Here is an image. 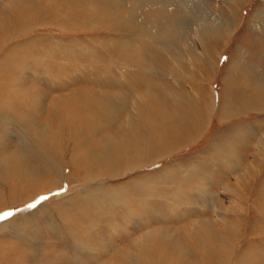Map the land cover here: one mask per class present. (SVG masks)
<instances>
[{
    "label": "bare ground",
    "instance_id": "1",
    "mask_svg": "<svg viewBox=\"0 0 264 264\" xmlns=\"http://www.w3.org/2000/svg\"><path fill=\"white\" fill-rule=\"evenodd\" d=\"M140 1L141 8L165 7L159 24L122 0H109L111 5L101 10L92 0H0V181L63 188L74 182L76 170L82 172L77 181L86 184L77 187L81 194L59 198L62 210L52 213L45 208L54 221L47 220L56 239V244L45 242L47 260L34 248L22 251L20 260L80 264L79 256H91L94 264H119L114 256L120 264H264V172L258 179L254 174L264 169V62L253 63L239 53L230 57L222 76L216 63L221 47L239 31V10L252 0H224L223 11L215 15L193 7L194 0ZM169 5L175 7L173 15ZM121 8H127V16L119 13ZM246 25L264 26L263 2ZM127 27L141 36L133 32L131 39L113 37ZM83 29L98 34L83 35ZM192 29L196 43L190 39ZM120 47H127L131 55L134 49L140 51V65L133 63L135 69L122 74L127 103L126 95L108 90L112 74L106 62ZM151 52L162 57L160 69L150 63ZM31 75L53 91L71 89L49 101L50 115L44 121L40 117L45 96L39 85L29 83L35 82ZM167 80L183 95L170 89ZM217 81L218 93L213 88ZM91 83L99 91L74 88ZM35 88L37 92H31ZM243 113L263 116L237 121ZM221 124L228 128L211 137L207 143L211 149L177 159L185 150L199 148L210 130ZM251 138L255 142L243 159L245 170L236 174ZM11 142L14 152L9 151ZM166 158L174 159L168 169L139 175L140 169ZM214 170L233 172L236 188H222L223 201L217 204L206 188L219 176ZM125 177L123 186L110 187L111 179ZM159 185L166 186L162 196ZM245 192L249 194L243 196ZM201 206L209 207L216 218L190 221L208 212ZM59 216L64 219L55 225ZM33 217L25 220L26 226L39 224L40 219ZM175 219L183 228H165ZM9 223L21 236V225ZM6 227L0 224V236L7 234ZM130 232L140 233L129 247L121 246L116 253L108 248ZM61 248L68 255L56 251Z\"/></svg>",
    "mask_w": 264,
    "mask_h": 264
},
{
    "label": "rangeland",
    "instance_id": "2",
    "mask_svg": "<svg viewBox=\"0 0 264 264\" xmlns=\"http://www.w3.org/2000/svg\"><path fill=\"white\" fill-rule=\"evenodd\" d=\"M92 1L95 3L96 8L99 9V10L103 9L104 7H106L105 5L110 6L111 3H112V2L109 3V0H108V2H107V0H105L106 2L104 0H92ZM122 1H124L126 3V5H128V6L129 5H131L133 7H135V5L138 6V7H135V8H138L137 9L138 13L141 14L143 18L151 19V21L156 22V23L158 22V24H159V22L162 21V11H164L165 7H158L157 5L148 4V5H145V7H142L143 8L142 9L141 6H140V2H141L140 0H122ZM194 1H195V3H194L195 5L193 7L206 8L207 10H209L214 15L216 13H218L219 11L221 12L222 5L224 4V2H223L224 0H194ZM182 2H183L182 5L184 4L183 6L187 5V2H185V1H182ZM189 2H190V0H189ZM262 2L264 4V0H252V1H250V3L252 5L249 4V5L246 6V8H241L239 10L240 12L238 13V15H239L240 19L238 20V23L236 25L237 28L239 27V31L231 39L229 38L227 43H225V45L221 47L222 49H220L219 52L222 53V55L219 58H216L217 59L216 63H218L220 65V71H222V72H220L221 76H222V74H224L225 67L228 64L230 57L231 56L235 57L239 53L244 54L246 59H248L249 61H251L253 63L262 64L264 62V35H263L264 34V31H263L264 30V26H262V25H259V26H256V27H251L250 26L251 28H249L246 25L248 18H250V16H251V13L253 11H255L256 10V6H258ZM168 7H169V9H168L169 14L173 15V13L175 11V7L173 5L172 6L169 5ZM242 7H243V5H242ZM158 8H160V9H158ZM126 9L127 8L118 9V10H120V12L119 11L118 12L119 13H125V15L127 16V10ZM122 11H124V12H122ZM116 25H119V23L116 24ZM119 28L116 29L115 33L118 32L117 30H120ZM253 28L256 29L255 33L251 30ZM77 29L78 28H76L75 30H77ZM257 30H259L260 32H258ZM47 31L53 32V33H58V32H56L57 30L54 29V28H52V29L51 28H47ZM83 31H84L83 35H86V34L87 35L98 34V33L91 32V31H88V30H85V29H83ZM133 32H135L136 35H140L141 36L140 33L137 34V29L133 30L132 28L127 27L126 29H123L122 31H120L121 35L120 34L116 35L117 34L116 33L113 37L116 38V39L126 38V40H127V39H129L131 37L132 34H134ZM192 34H193V29L191 30L190 39L192 40L193 43H196V41H195L194 37L192 36ZM158 35L162 36V33H158ZM168 42L172 43V40L168 41ZM238 46H241V47H238ZM223 49H225V50H223ZM173 50H174V48H173ZM222 50H223V52H222ZM133 51H134V53H133V55H131L132 53L130 54L129 50H127V47L126 48L120 47L118 49H115V51L112 52L113 54L111 53L108 56V59H107V62H106V68L108 67L109 70L111 71V74H112V76H111L112 78L110 80V85H109L108 90L112 94L116 93L117 96L121 95V94H122V96L126 95L125 97L123 96L124 99L126 100L125 101L126 103H127V89H126V85L122 84V83H124V82H122L123 81L122 80V74L125 71H127V70L131 73V71L135 69L134 66H133V63H135V65L136 64L138 65L139 63H141L139 61V59H138V55L140 56V51L137 50V49H134ZM161 58L162 57L159 54H157V53L156 54H153L152 52L149 53V61H150V63L154 67L157 66L158 69H160L162 67V63L160 62ZM103 64H105V63H102V65ZM97 66H101V65H97ZM97 68H99V67H97ZM210 70H208L209 75L211 74ZM30 78H33L35 80V82L29 81V83L30 84L34 83L36 87L39 85L40 86L39 87L40 90H42V93L45 96V101H44V105H43V108H42L43 115H42V117H40V121H44L50 115L49 109H48L49 101L53 97H56L57 94L58 95H64L65 93H67L71 89H69V87H68L67 90L64 89L62 91H53L52 89H49L47 87L42 86L41 83L36 81V78L34 77V75H31ZM165 83L168 85V87L170 89H173V90H175L178 93L180 92L183 95V92L180 91V89H178L177 87H175L171 82H169L167 80V81H165ZM94 85H95L94 83H91V84H80V85H76V87H74V88H76V90H80L82 88L83 89L86 88L85 90H87L89 92H97V91H99L97 86L96 85L94 86ZM71 88H73V87H71ZM213 88L215 89V92L218 93L219 89L221 88L220 82L217 81L216 83H214ZM108 90H106V91H108ZM120 91H122V92H120ZM31 92H37V89L35 88V90H31ZM129 98H130V95H129ZM128 100H130V99H128ZM172 108H173V112L179 113L180 110H178V108H175V106H173ZM251 112H253V111H251ZM262 113H264V112H262ZM262 113H261V115L259 113L250 114V115H247V113H243V114L240 115L241 118H239L237 121H242L244 119H247V116L253 117L254 119L257 116L262 117L263 116ZM244 116H245V118H244ZM252 119H251V121H252ZM252 122L254 123V120ZM252 122H250V123H252ZM220 126L221 127L223 126V128H221ZM220 126H218V127L215 126V128L210 130V132L207 134V137H205V139H204L205 141L203 140V142H201V145L198 146L199 148L196 147V148L191 149L189 151L187 149L181 155H179V157L176 156L177 159L178 158H189V157L191 158V156H193L195 154V152L199 151L201 148H204V147L211 149V147H208V145H207V143L211 141V137L212 136L215 137V135H214L215 133H218L219 131H225L228 128V127H225V125H222V124ZM112 128H113L114 131H117L116 129H114V127H112ZM213 131H215V132H213ZM210 133H212V134H210ZM227 133H229V132H227ZM250 141L252 143L250 142L247 145L248 149H247V147H245V149L242 150V152L245 151V153H243L242 162H244V160L248 157L249 153H251L249 151V150H252V146L250 144H253L255 142V139L251 138ZM12 144L13 143L11 142L10 146H9V151L10 152H14L15 151V148L13 147ZM219 145L222 147L223 144L220 143ZM173 160L170 161V159L166 158L165 160L161 161L162 163L159 161L157 164H151V165L145 166L144 168L140 169L142 172L139 171L140 172L139 175L142 174V173H146V172L147 173L149 172V174L150 173L157 174L158 171H161L163 168L164 169L165 168L168 169L169 167H167V166H169L170 162H172ZM166 162L168 164H165ZM40 163H42V162H40ZM241 165H242L241 168H239L238 171H236V174H242L241 172H243V170H245L244 168L246 167L247 163L244 162V164L242 163ZM260 168H261V170H260ZM260 168H258L259 172H254L255 176L258 174L257 179H258L259 176H261L260 174H262L264 172L263 171L264 169L262 167H260ZM246 170L247 171H249V170L252 171L253 169L248 167V168H246ZM69 171H70V169H69ZM74 171H76V170H73V172ZM67 172H68V169H66V173ZM73 172H72V175H73L74 182L72 181L71 183L70 182L66 183L65 185H63L64 186L63 188L49 189L50 184L45 183V182H43L41 184H34V183L32 184L31 182L23 181L24 183H26V182L27 183L25 185H22L23 182L20 183L21 181H19V180L11 181V179H9L10 182L8 180L7 181L5 180L6 182L5 181L4 182L0 181V212H3V213L13 212L14 213L12 216H10V217H8L6 219L0 220V224H2L5 227L7 226L6 227L7 234L0 236V264H27V263H23L22 257H21V260H20L19 256H20V253H22V251H24V250L25 251L32 250V248H34V250L38 249V250L42 251L41 253L45 254L47 256V257H45V259L47 260V258H48V254L47 253H49V251L46 250L45 242H48V243L52 242V243L56 244V239H55V235L52 233V230H50L51 226L48 223V221L50 219V216H49L50 213L48 214L47 213L48 211H46L45 208L47 207L50 212L53 211L52 213H55L54 209H57V210L61 209L62 210V206H61L62 205L61 204L62 200L59 201V198L62 195L64 196L66 194H69L70 198H72V196H76V194H78V192L81 194V191H77V187L80 186V184H81V186L84 187V186H86V184L82 183V182L81 183L78 182L77 179H80V177H82L81 176L82 172H79V173L77 171L74 172V173ZM214 174L215 175H219V176H220V174L223 175V178L221 176V179L223 181L219 180V176H217L215 182H213V180H211V181L209 180L210 182L207 180L208 184L206 183V188L210 189V193L213 194V196H216V197H214V199H215V203L217 204L219 201H221V202L223 201L222 193L220 192L222 188H225V187L226 188H231V189L233 188L234 190L236 188H235V184H232L233 181H232L231 177H232L233 172H230L228 170H226V171H222V170L216 171V170H214ZM127 178L128 177L119 178V179H115V180L111 179V182L109 183V185H110V187H113V188L121 187L127 182V180H128ZM123 181H125V182H123ZM13 183H14V185H13ZM239 187L241 188V186H239ZM255 187H257V185H255ZM24 188H26V189H24ZM165 188H166V186L159 185V195L160 196H162V192L165 190ZM35 192L36 193L39 192L40 194H38L36 196H31ZM244 194H246V192L242 193V195L243 196H247V194H249V192H247L246 195H244ZM252 194H253V197H254V191H253ZM30 197H31V199H30ZM202 197H204V196H202ZM248 197H249V195H248ZM62 198L63 197H61V199ZM73 198H76V197H73ZM185 203L187 204L186 201H185ZM9 205H12V206L8 207ZM29 205H34V206L29 207ZM187 205L191 206V202H190V204H187ZM41 207H43V209ZM200 208L204 209L203 206H201ZM206 209H208V210H206ZM206 209H204V210H206L208 212H206L204 216H202V217L193 216V217L190 218V221H198V220L200 221V219L203 220V221H205V220L206 221H210V220L215 219L216 217L214 215L210 214L212 212L209 210V207H206ZM138 210H140V209H138ZM29 212H30L31 215L28 214ZM45 212H46V215H44ZM21 214L25 215V217L21 216ZM27 215H29V216L27 217ZM37 216L39 218H37ZM62 216H59V217H57V219L56 218L54 219L55 220V225H58L57 223L59 221L60 222L63 221L64 218ZM32 217L33 218L36 217L35 219H37V220L40 219L39 220L40 221L39 224H36L33 227L26 226L25 220L29 219V218H32ZM211 218H213V219H211ZM16 219H18V221H16ZM13 221H15V223L21 225V227L23 228L21 236L17 235L18 231L15 232L14 229H12V227H11L12 223H9V222H13ZM51 221H53V220L50 219L49 222H51ZM172 221L174 223L171 222L169 224H166L165 228H167L170 231H176L179 228H183V227H180V226L177 225V223H176L177 219L172 220ZM153 227L158 229V228L161 227V225H154ZM28 228H29V230H28ZM179 231H181V230H179ZM138 233H140V232H138ZM138 233L134 234V233L130 232V234L127 233V235L123 236L122 238L120 236V237H118V239L116 238L115 241H112V243L109 244L108 248L113 253H116L117 250H119L121 248V246H126L127 245L129 247V245H128L129 242H131L134 239V237H136L138 235ZM182 234H184V233H182ZM21 238H22V241L25 242V244L27 243V244H30L31 246H28L27 244H26L27 246L23 245V242L20 241ZM116 245L118 247L115 250ZM56 251H58V253H60V254L68 255L66 250H64L62 248L61 249H57ZM69 257H71V255ZM73 257H77V256L75 255ZM89 257H91V256H82V257L79 256L80 264H94L93 261H91ZM113 257H112V260L114 262L120 264L121 260H119L118 257H115L113 259ZM42 258H44V256H42ZM105 258H108V257L105 256ZM49 259H50V257H49ZM28 260H29L30 264H36V262H37L36 259H32V258H28ZM37 260L38 261H42V259H37Z\"/></svg>",
    "mask_w": 264,
    "mask_h": 264
},
{
    "label": "snow or ice",
    "instance_id": "3",
    "mask_svg": "<svg viewBox=\"0 0 264 264\" xmlns=\"http://www.w3.org/2000/svg\"><path fill=\"white\" fill-rule=\"evenodd\" d=\"M34 205H29V207H32ZM14 213L13 212H7V213H3V212H0V220L2 219H6L10 216H12Z\"/></svg>",
    "mask_w": 264,
    "mask_h": 264
}]
</instances>
